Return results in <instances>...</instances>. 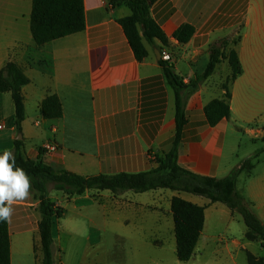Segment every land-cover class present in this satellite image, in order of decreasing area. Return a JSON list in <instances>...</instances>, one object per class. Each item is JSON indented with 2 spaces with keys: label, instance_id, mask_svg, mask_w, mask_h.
<instances>
[{
  "label": "crops",
  "instance_id": "obj_1",
  "mask_svg": "<svg viewBox=\"0 0 264 264\" xmlns=\"http://www.w3.org/2000/svg\"><path fill=\"white\" fill-rule=\"evenodd\" d=\"M31 4L32 0H0V69L11 61L29 80L21 88L24 120L20 134L14 128L11 96L0 93V154L13 153L20 135L23 157L41 161L55 171L82 177L146 172L152 167L150 156L166 154L175 133L174 92L159 65L161 51L170 53L175 74L188 84L204 72L211 45L233 38H238L236 45L229 44L226 51H235L241 73L230 86V118L211 127L203 113L210 101L221 99V85L231 74L227 61L220 60L212 75L186 99L187 124L177 148V162L193 174L220 179L240 164L234 167L229 162L231 149L235 151L229 134L234 139L243 133L262 140L264 0H156L149 15L167 38V45L159 41L148 45L143 40L148 54L140 61L118 23L131 14L125 5L82 0L84 29L37 46L30 34ZM182 25L194 30L186 44L172 38ZM215 74L219 81L213 83ZM50 95H56L61 103L59 119H43L40 114V103ZM45 145H55L57 150L46 151ZM254 156L249 155L253 167L239 175L240 179L243 174L245 177L241 185L237 181L236 188L264 225V154ZM127 193L112 198L107 191H89L69 201L62 194L49 196L64 211L52 223L55 264H69L63 257L65 250L72 248L62 241L60 223L67 225L73 218L74 223L94 224L97 218L102 219L106 204L115 209V218L119 211L124 214L123 222L137 219L141 225L153 224V229L138 240L160 256L161 243L152 236L163 231L158 226L160 215L171 216L173 197L204 207V225L194 255L178 264H248L247 253L259 257L252 251L256 244L245 239V226H239L241 218L220 203L210 204L203 197L164 189L131 197ZM91 195H95L94 200ZM37 206L31 192L26 199L12 203L13 213L7 220L10 264L40 263ZM148 211L157 216L146 217ZM128 212L134 214L131 219L125 215ZM208 220L212 233L209 229L205 232ZM218 226L222 230L213 233ZM79 238L78 264H86L87 259L94 264L101 254L97 238L93 240L86 232H80ZM161 260L153 264H164Z\"/></svg>",
  "mask_w": 264,
  "mask_h": 264
},
{
  "label": "trees",
  "instance_id": "obj_2",
  "mask_svg": "<svg viewBox=\"0 0 264 264\" xmlns=\"http://www.w3.org/2000/svg\"><path fill=\"white\" fill-rule=\"evenodd\" d=\"M156 0H110L111 6L125 5L131 12L130 16L118 21L128 45L136 60L147 57L143 40L148 45L159 41L167 45V38L160 28L150 19L149 9ZM84 29V12L82 0H32L30 12V34L37 46L81 32ZM141 32V34H140ZM194 30L189 25L180 26L172 38L186 44ZM238 38L222 39L211 45L209 60L204 72L184 84L175 74L173 66L159 61L162 73L174 92L175 133L171 149L161 156H150L152 167L146 172L136 174L119 173L115 175H96L82 177L64 170L55 171L41 161H33L23 157L22 140L14 142L13 155L16 166L22 168L30 178L29 192L34 193L37 201L39 221L37 224L41 260L39 264H55L53 239L51 234L53 219L63 216V209L56 207L49 197V185L52 190L62 194L67 201L80 197L89 191H107L114 197L126 192L135 194L156 191L160 189L172 192H183L203 197L210 204L224 205L232 215H238L243 222L245 239L259 243L264 250V225L252 212L237 190V178L242 172L249 173L253 167V159L244 161L240 166L220 179L193 174L177 162V148L181 141L184 127L187 124L185 105L189 95L213 73L220 60H226L230 68V77L221 85V99L210 101L203 109L209 126L214 127L221 120L230 118V86L240 75L241 68L234 50L226 51L229 44L236 45ZM29 83L28 78L17 65L11 61L0 69V93H9L14 105V128L21 133L24 120V104L21 88ZM43 119H59L62 117L61 103L56 95L47 96L39 106ZM264 142V136L262 137ZM264 148L255 153L256 159ZM170 214L173 222L175 241V256L181 263L188 262L194 255V250L204 225V207L194 205L179 197L170 200ZM248 264H264V258L246 254ZM0 264H10V240L8 222L0 221Z\"/></svg>",
  "mask_w": 264,
  "mask_h": 264
},
{
  "label": "rangeland",
  "instance_id": "obj_3",
  "mask_svg": "<svg viewBox=\"0 0 264 264\" xmlns=\"http://www.w3.org/2000/svg\"><path fill=\"white\" fill-rule=\"evenodd\" d=\"M218 81L219 76L215 74V76L212 77L211 82L216 83ZM228 139L231 141V147L234 146L235 148V151L230 148L231 151L229 153V162L234 167L238 163H240L238 164V166H240L244 161L251 160L249 158V155H253L254 153L264 148V142L261 139H254L253 137L247 136L243 133H238L237 139H234V136L232 134H229ZM263 154L264 153H261V155ZM239 177L237 178V181L239 180L238 182L241 185L245 175H241L242 179H240ZM48 193L52 198L59 197L61 195L59 192L52 190V185H49ZM127 194L128 197H131L135 193L128 192ZM111 196L112 198L114 197L113 195ZM144 196H146L147 198L150 197V195ZM90 197L91 200H94L93 197H95V195H91ZM103 201V203H107L105 199ZM102 212V219L100 220V217L97 215V217L99 218H97V222L94 224L74 223L73 218H70V222L67 225L66 223H64V221L60 223V236L62 238V241L68 246L72 247L70 250H65L63 257L69 264H78V244L82 242L79 238L80 232H86L87 234H90L93 240L97 238L101 254L97 257V260L94 261V264H153V261H157L159 258L162 259L161 261L164 264H178L177 262L179 261L175 256L174 235L172 231L170 232V227L173 226L171 216H168V218H166V216L160 215L161 222L158 226L162 227L163 231L161 232V234H159L160 236H152L155 237L153 239H156L161 243L162 249L159 252V256L158 253L153 252V249H148L145 245H143L142 240H138L139 238L141 239V236L143 234H147L148 232H150L151 228L153 229V224L149 223V225H141L137 221V219L134 221L131 220L129 222H123L122 220L124 214L122 215L121 211H119V214H117L118 218H115V209L112 207V205L109 204L105 205V208L102 209ZM125 215H127L131 219L134 214L128 212ZM145 216L149 218H155L157 215L151 211H148L146 212ZM239 226L240 228H244L243 222H241ZM222 228V226H218V230L213 231V233L221 231ZM208 229L210 231H208ZM211 230V220H208L206 223L205 232L208 231L212 233ZM234 232H237V230L235 229ZM148 237H151V235H148ZM254 244H256V247H254L252 251L254 253H258L259 257L264 258V250H259V243L254 242ZM203 259L205 261L208 260V254L206 251H204ZM90 263L91 262L89 261V259H87L86 264Z\"/></svg>",
  "mask_w": 264,
  "mask_h": 264
},
{
  "label": "clouds",
  "instance_id": "obj_4",
  "mask_svg": "<svg viewBox=\"0 0 264 264\" xmlns=\"http://www.w3.org/2000/svg\"><path fill=\"white\" fill-rule=\"evenodd\" d=\"M30 178L22 168L16 166L11 151L0 154V221L10 219L15 200L29 196Z\"/></svg>",
  "mask_w": 264,
  "mask_h": 264
},
{
  "label": "built area",
  "instance_id": "obj_5",
  "mask_svg": "<svg viewBox=\"0 0 264 264\" xmlns=\"http://www.w3.org/2000/svg\"><path fill=\"white\" fill-rule=\"evenodd\" d=\"M160 60L163 61V62H167L168 64H171L172 63L171 55L166 50L161 51V53H160ZM44 149L46 151H56L57 150V147L55 145H45L44 146Z\"/></svg>",
  "mask_w": 264,
  "mask_h": 264
},
{
  "label": "water",
  "instance_id": "obj_6",
  "mask_svg": "<svg viewBox=\"0 0 264 264\" xmlns=\"http://www.w3.org/2000/svg\"><path fill=\"white\" fill-rule=\"evenodd\" d=\"M21 139V136L19 135L18 137H17V140H20Z\"/></svg>",
  "mask_w": 264,
  "mask_h": 264
}]
</instances>
